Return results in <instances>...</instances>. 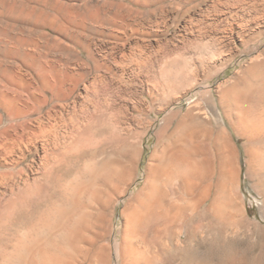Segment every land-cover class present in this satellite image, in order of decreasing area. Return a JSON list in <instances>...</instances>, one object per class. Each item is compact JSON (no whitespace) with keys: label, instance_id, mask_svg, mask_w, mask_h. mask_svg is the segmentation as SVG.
<instances>
[{"label":"bare ground","instance_id":"bare-ground-1","mask_svg":"<svg viewBox=\"0 0 264 264\" xmlns=\"http://www.w3.org/2000/svg\"><path fill=\"white\" fill-rule=\"evenodd\" d=\"M180 1L178 8L181 7ZM184 1L191 3L193 0ZM136 2L146 3L145 0ZM212 2L211 7L208 6L203 12L215 15L217 22L224 24L221 30L225 29V34L213 37L218 46L213 44L207 48L206 57L200 58L189 81L185 79L188 75L183 70L176 69L173 77L170 72L165 73L166 80L160 86L164 88L166 84H182L185 89L179 99L194 88H206L202 94L208 95V100H213L211 109L218 110V114L206 112V115L211 114L202 117L198 112L180 116L177 132L171 137H181L185 142L186 138L208 139L219 153L221 178L217 184L215 182L216 185L208 182L205 184L208 178L204 185L194 180H201L203 174L208 175V171L212 173L214 170L208 169L211 166L208 163V166H204L205 162L199 155L194 156L197 162L187 157L197 153L199 146L197 149L192 143L188 146L185 143L184 147L183 143L181 146L155 149L144 172V185L121 212L124 218L121 234L112 245L103 242L100 229L106 211L124 191L120 190L119 185L122 174L121 154L127 147L126 136L122 133L115 109V93L99 90L93 81L86 84L84 102L78 106L76 101L72 102L73 110L60 131L50 121L51 114L46 113L47 122L43 121L39 109L53 99L68 98L78 86L79 79L68 73L54 78V73L58 75L56 68L26 53L21 41H17L12 49L2 45L0 150L10 153L8 140L17 144L32 135L40 134L43 154L40 156L38 170L32 176L25 174L23 185H8L7 178L14 179L15 174L0 169V181H6L3 193L5 195L8 192V196L0 197V264H115V261L116 264H172L191 247L190 242L197 235L194 234L195 228L201 225L204 228L202 230L206 231L210 227L211 218L217 217L227 226L238 224L246 231L259 233L264 230L260 222L248 216L240 201L239 169L234 144L224 128L218 129L221 121L236 136H243L252 144L250 158H253L264 185V47L260 45L264 36V13L259 12L256 6L250 9L255 0ZM23 3L24 0H0V13L22 15ZM246 3L251 6H245ZM0 22H3L2 19ZM236 41L242 47L247 64L231 76L229 83L217 87L215 97L209 88L212 75L201 83V78H198L199 68L204 65V61H221V73L227 76L228 55L233 53L230 45ZM68 81L72 83V88L67 86ZM173 84L172 87L175 86ZM49 92L51 99L47 98ZM34 115L36 125L33 123L34 126H31L29 120ZM108 124L114 126L110 135L102 131ZM160 152L177 157L176 166H185L183 174L175 166L181 172L178 173L184 184L179 190L181 193L177 192L178 197L169 195L167 186L163 188L158 185L161 174L169 176L175 172V167H167L170 163L159 165L160 155L163 156ZM23 154L21 158L24 159L26 155ZM199 164L207 167L205 169L208 171L201 170L203 167ZM177 177L173 178L171 174L167 179L175 181ZM189 264H195V260L191 258Z\"/></svg>","mask_w":264,"mask_h":264},{"label":"rangeland","instance_id":"rangeland-1","mask_svg":"<svg viewBox=\"0 0 264 264\" xmlns=\"http://www.w3.org/2000/svg\"><path fill=\"white\" fill-rule=\"evenodd\" d=\"M145 1L146 3L140 4L136 0H24L22 15L0 13V19L3 21L0 22V54L3 44L7 49H12L17 41H21L26 53L33 54L40 61L42 60L43 64L48 63L56 68L58 75L54 73V78L68 73L72 74L73 78L79 79L78 86L68 98L53 99L51 102H54V107L51 102L42 106L43 108L40 107L44 122H47V114H51L50 121L61 131L64 128V121L68 120L73 110L72 102L76 101L77 106L82 103L84 86L91 81L99 90L112 91L116 95L115 109L122 133L126 136L127 147L125 146V150L122 149L121 154L122 174L119 185L120 190L124 189V191L120 194L119 201H114L106 211L104 224L100 229L103 242L110 245L118 241L124 222L121 212L144 185L146 175L144 172L155 149L181 146L183 143L184 147L185 143L187 146L192 143L196 148L199 146L200 149L197 150L199 147L196 149L197 153L189 154L187 157L196 161L195 157L199 155L200 159L204 160L203 163L205 162L204 166L211 165L208 169L214 170L212 173L210 171L211 175H209L208 169H205L207 167L204 168L203 164L202 166L199 164L203 167L201 170L208 171V175L203 174L201 180L200 178L194 180L200 181L199 185L202 183L204 185L208 178L205 184L208 182L216 185L221 178L219 153L208 139L207 142L206 139L200 138L202 142L199 137H194L193 140L186 138L185 142L181 137L180 139L176 136L171 137L175 135V131L177 132L180 116L198 112L202 117L206 112L218 114V110L211 109L213 100H208V95L202 94L203 89L206 88H194L179 99L185 89L182 84L172 83L175 85L173 87L172 84L170 86L166 84L164 88L160 85L166 80L165 73L170 72L173 77L176 69L183 70L188 75L185 79L189 81V76L192 71L194 72L200 58L206 57L207 48L213 44L218 46L214 38L224 33L225 29L221 30L224 24L217 22L215 15L203 12L208 6L211 7L213 0L205 2L193 0L191 3L182 0L179 8L177 6L179 0ZM249 3L245 6L250 7ZM254 4L250 9L256 6L259 12L264 13V0H255ZM38 15L41 16L39 19ZM261 43V47H264V36ZM230 46L233 47V55H228L230 60L226 69L227 76L221 73V61H204L205 66L200 67L198 71L201 83L207 76L212 75L209 88L213 90L215 97L217 87L229 83L231 76L240 72L247 64L239 41ZM67 86L72 88V83L68 81ZM47 98L51 99L50 92L47 93ZM198 102L202 103L198 104ZM200 107L202 112L199 111ZM34 117L35 115L31 121L29 120L31 126H34L33 123L36 125ZM220 128L227 131L234 144L239 169L240 201L246 208L248 216L264 226V185L254 166L253 158H250L252 154L249 151L252 144H249L243 136H236L231 128L221 121L218 124V129ZM112 129L114 126L108 124L102 131L110 135ZM41 139V135L36 134L17 144L14 143L15 145L11 143L12 140H8L10 153L0 150V169L4 168L8 173L15 174L14 179L7 178L8 185H16V183L23 185L22 181L26 175L32 176L38 170L40 156L42 157L43 154ZM22 153L26 155L24 159L21 158ZM160 154L166 157L160 155L159 165L170 163L167 167L176 166L177 157L170 156L166 152ZM228 156L231 158L230 153ZM176 167L182 173L176 170ZM176 167L174 170L177 174L175 172L171 174L173 178L178 176V179L168 181L167 178L171 174L169 176L161 174L158 185L165 188L167 186L168 194L178 197L181 193L179 191L181 185H184L179 173H184L185 166L179 164ZM5 182L0 181V197L3 198L8 196V192L5 195L3 193ZM219 220L217 217L209 219L210 227L206 228L207 232L202 230L204 228L201 225L195 228L194 234L197 235L190 242L191 247L172 264L178 262L189 264L191 258L195 260V264H264V230L259 233L246 231L238 224L227 226ZM182 225L184 226L181 223ZM113 253H115L114 249Z\"/></svg>","mask_w":264,"mask_h":264}]
</instances>
